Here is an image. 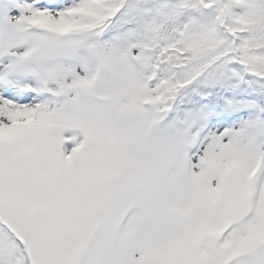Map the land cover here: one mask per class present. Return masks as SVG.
Here are the masks:
<instances>
[{"label": "snow or ice", "instance_id": "obj_1", "mask_svg": "<svg viewBox=\"0 0 264 264\" xmlns=\"http://www.w3.org/2000/svg\"><path fill=\"white\" fill-rule=\"evenodd\" d=\"M0 264H264V0H0Z\"/></svg>", "mask_w": 264, "mask_h": 264}]
</instances>
